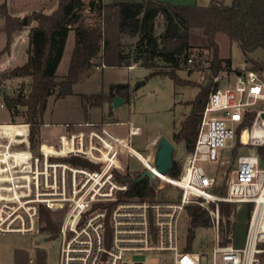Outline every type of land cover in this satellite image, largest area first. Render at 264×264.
Returning <instances> with one entry per match:
<instances>
[{"label": "built area", "instance_id": "2783aa9c", "mask_svg": "<svg viewBox=\"0 0 264 264\" xmlns=\"http://www.w3.org/2000/svg\"><path fill=\"white\" fill-rule=\"evenodd\" d=\"M24 40L23 33L17 34L13 45ZM5 54L0 73L12 66L13 56ZM11 79L5 78L3 86ZM263 101L264 78L250 68L213 91L180 174L156 171L155 154L148 156L153 168L145 169L156 172L150 185L178 188L175 196L156 194L152 199L129 195L130 183L123 179L120 154L131 145L130 121L120 122L130 125L126 138L114 134L110 122L86 121L73 124L55 142L36 146L30 142L28 122L0 123V234L52 236L41 230L45 208L61 222L54 235L61 239L59 264H203V258L206 264H264V164L258 150L264 146ZM7 124L18 129L7 133ZM236 139L248 151L237 155L227 192L219 195L213 188L224 180L232 160L224 151L233 153ZM200 162L218 163V168L208 174ZM206 200L216 201L209 209L215 238L200 251L188 249L182 216L187 205L205 206ZM220 200L253 204L241 243L235 237L221 242ZM140 255L156 261L135 258Z\"/></svg>", "mask_w": 264, "mask_h": 264}, {"label": "trees", "instance_id": "16d2710c", "mask_svg": "<svg viewBox=\"0 0 264 264\" xmlns=\"http://www.w3.org/2000/svg\"><path fill=\"white\" fill-rule=\"evenodd\" d=\"M91 14L87 21L85 10ZM0 15L5 18L1 27L7 41L0 50V56L11 51L17 34L29 29L28 58L20 64L5 68L0 73V93L11 115L16 107H25L23 116L30 124V142L39 143V133L43 124V115L49 98L56 94L65 97L74 93V85L97 68V66L123 67L134 63L150 70L149 76H170L176 86L198 85L197 95L189 101L190 110L185 114L179 127L173 131L172 138L182 143L186 151H191L196 143L198 129L210 94L220 87L215 77L228 65L230 71L240 72L239 66L232 68V60L220 55L216 35L225 33L242 48L248 68L264 74V54L257 58L258 49L264 50V0H211L207 5H179L163 0L116 1L104 0H59L51 13L34 10L23 17L9 13L6 3L0 5ZM162 18V30L158 33V19ZM35 25L30 26L32 22ZM201 29L206 47L212 49V57L204 68L205 81L198 82L182 77L178 71L192 73L200 68V62L192 57L193 30ZM70 30L75 31V45L71 53L67 72L58 79L57 69L62 60ZM191 59V62L188 60ZM225 62V64H223ZM30 78L28 90L11 96L1 88L5 78ZM131 85L127 82L112 83L109 92L81 93L86 108L101 106L121 96L130 99ZM253 117V113L251 114ZM240 148L237 142L233 157ZM264 164V146L258 148ZM232 157V158H233ZM181 161L174 159L170 174L178 176ZM143 172L126 171L123 176L128 180V194L140 198L152 199L157 190L150 185ZM219 195L227 192L226 183L213 188ZM214 208L216 201H210ZM220 210L219 234L223 244L233 240L236 233L234 202L217 201ZM253 204H250V210ZM210 208L199 203L187 205L189 215L187 248L192 249L193 239L200 227L211 226ZM42 231L54 236L61 222L54 220L49 210L43 209Z\"/></svg>", "mask_w": 264, "mask_h": 264}, {"label": "rangeland", "instance_id": "374dc122", "mask_svg": "<svg viewBox=\"0 0 264 264\" xmlns=\"http://www.w3.org/2000/svg\"><path fill=\"white\" fill-rule=\"evenodd\" d=\"M25 0H0V5L8 3L10 8L15 10L18 3ZM172 4H200L207 5L211 0H163ZM226 3H231V0H225ZM35 0H30L28 5L36 4ZM16 5V6H15ZM85 15L90 21L91 14L89 10H85ZM26 16V15H25ZM3 22V17L0 15V25ZM157 31L162 30L163 20L158 19ZM24 32V31H23ZM22 32V33H23ZM216 40L219 44L220 55L222 57L230 58L234 65L245 67L247 65L245 54L241 46L231 40L225 33L219 32L216 35ZM5 34L0 33V49L5 42ZM193 48L190 49L192 57H195L200 62V68L193 71L191 74L186 70H179L178 73L192 81L203 82L205 81L204 68L209 64L212 57V49L206 47L205 36L201 29L193 30L192 38ZM72 47L67 49V55L62 60L58 69V79L63 77L67 72L69 60L71 56ZM16 52V58L12 60V66L20 65L26 58V43L20 42L18 46L12 47L9 53ZM8 52V51H7ZM263 49H258L255 53L256 56H262ZM224 61L223 64H225ZM150 70L141 66H136L134 69L129 70L127 67H97L86 76L83 80L74 85V93L65 97H57L56 94L52 95L43 115V122L50 123V127L42 126V132L39 133V142H55L59 137V133L66 132L73 128V124L85 122L86 120L110 122L107 126L117 136L126 138L129 135V124H121L120 122L130 121L134 129L131 132L130 144L133 146L130 153L126 150L120 154V160L124 167V172L131 173L143 172L145 165L151 167L150 154H155L158 138L161 135L167 136L173 141L176 146L174 158L182 160L187 152L182 143H176L172 134L180 122L184 119L185 114L190 110L189 101L193 100L197 95L200 87L198 85L176 86L170 76H149ZM228 65H225L224 70L220 72L219 81L220 86L224 87L229 82L234 80V76L229 73ZM230 75V77H229ZM131 82L130 99L121 105L114 106L112 101H105L101 106H90L88 109L84 105L81 93L93 92H109L112 83ZM145 80V82H140ZM30 78L28 77H15L12 78L7 86H1L5 92L11 96L17 95L20 91L26 92L28 90ZM3 96V95H2ZM1 100V94H0ZM1 103V102H0ZM4 107L0 106V122H25L23 116L24 106L18 105L16 107V114L11 115L5 103ZM114 115V116H112ZM67 124L69 126L67 127ZM3 128L11 129L9 132L13 134L15 125L7 124ZM231 143V140L228 141ZM237 144V139L235 140ZM128 149V148H127ZM239 148L238 153L233 157L231 149L225 150L224 155L232 158L229 168L226 172L224 180L221 182L226 183L227 176L230 174L231 169L236 163L237 155L247 152L248 148L244 150ZM205 171L210 174L218 168V163L200 162ZM220 184V183H219ZM154 189L155 187L152 186ZM178 188L173 185H168L165 188L158 189L157 194L166 196H175ZM203 200V199H202ZM235 223L236 233L235 242L241 243L244 239L248 218L250 216V205L246 203H235ZM201 205V204H200ZM204 205L208 208L210 203L206 200ZM203 206V205H201ZM203 206V207H205ZM189 226V215L185 212L181 220V230L184 236H187ZM45 232V231H44ZM44 234L31 233V234H0V264H20L22 253L27 257H22L28 264H59V249L61 239L59 236H46L45 240H41ZM215 238V229L211 225L209 227H200L196 231L193 239V250H202V246L210 243ZM188 244V240H187ZM135 258L147 260L149 262L156 261V257L147 258L144 255ZM32 259V262L30 261ZM203 264H206V258H203Z\"/></svg>", "mask_w": 264, "mask_h": 264}, {"label": "crops", "instance_id": "0c3cea01", "mask_svg": "<svg viewBox=\"0 0 264 264\" xmlns=\"http://www.w3.org/2000/svg\"><path fill=\"white\" fill-rule=\"evenodd\" d=\"M58 1L59 0H35V2L34 3H36V4H31V5H28V3L30 2V0H25L24 2H22V3H18L17 4V6H16V8H15V10L13 9V8H10V6H9V4L8 3H6L7 4V7H8V11H9V13L10 14H12L13 16H19V17H24L25 15H27L28 13H31L32 11H34V10H38V11H44V12H46V13H51L52 11H54L55 9H56V7H57V5H58ZM106 3H112V2H116V1H139V0H104ZM226 2V1H225ZM179 5H186V4H179ZM3 17V16H2ZM5 23V18L3 17V22L1 23V25H0V33L2 34H5V40L7 41V36H6V33L3 31V30H1V27L3 26V24ZM36 24V22L34 21V22H32V24L30 25V26H33V25H35ZM23 34H24V36H25V40L24 41H22V42H25L26 43V58H25V60L23 61V63L27 60V58H28V53H27V48H28V42H29V29H26L24 32H23ZM75 40H76V37H75V31L74 30H70V32H69V34H68V37H67V41H66V46H65V50H64V54H63V57H62V60L66 57V55H67V49H68V45H69V47H72V50H73V48H74V45H75ZM6 41L4 42V44L2 45V48L5 46V44H6ZM20 43V42H19ZM18 43V44H19ZM18 44L17 45H12V47H16V46H18ZM1 48V49H2ZM0 49V50H1ZM72 50H71V53H72ZM5 53H8V54H10V55H12L13 56V61H14V59L16 58V52L14 51L12 54L11 53H9V52H4L1 56H0V62L3 60V59H5L6 58V56H7V54H5ZM263 56V55H262ZM262 56H256L258 59L259 58H262ZM71 57V56H70ZM222 57V56H221ZM224 58V57H223ZM62 60H61V62H60V64L62 63ZM70 61V60H69ZM247 62V61H246ZM60 64H59V66H58V69H59V67H60ZM135 64V67L136 66H140L139 64H137V63H134ZM232 68H236V67H238V66H236V65H234L233 64V62H232ZM123 67H127V66H123ZM141 67H143V66H141ZM240 67V66H239ZM249 67V65H248V63H247V65L245 66V67H240V68H248ZM144 68V67H143ZM58 69H57V75H59L58 74ZM127 69L129 70V73L131 72V70L127 67ZM134 69V68H133ZM230 74H232L233 76H234V78H235V74H236V72L235 71H230L229 72ZM59 77V76H58ZM229 77H230V75H229ZM263 78H264V74H263ZM140 82L142 83V81L140 80ZM127 83H130V85H131V82H130V79L127 81ZM1 94V93H0ZM0 106L1 107H4V102H3V96H2V94H1V100H0ZM263 103H264V101H263ZM112 116H114V115H112ZM86 121H91V120H86ZM85 121V122H86ZM0 123H3V122H0ZM46 126V127H50V123H48V122H43V124L41 125V129H40V133L42 132V126ZM5 129V131L7 132V133H10L9 131L11 130V129H6V128H4ZM63 132H61V133H59V135H61ZM58 135V136H59ZM58 139V138H57ZM56 139V140H57ZM133 146L132 145H128L127 146V148H128V150L130 151V149L132 148ZM41 240L43 241V238H41ZM22 255L23 256H21V259H20V264H28L27 262H26V260L24 261V259H25V257H27V255L24 253H22ZM22 257H24V259L22 258ZM30 261L32 262V259H30Z\"/></svg>", "mask_w": 264, "mask_h": 264}, {"label": "water", "instance_id": "95a60500", "mask_svg": "<svg viewBox=\"0 0 264 264\" xmlns=\"http://www.w3.org/2000/svg\"><path fill=\"white\" fill-rule=\"evenodd\" d=\"M26 22V16L23 17ZM145 82V80H142ZM126 100L121 96H115L113 98V105L118 106L124 103ZM176 146L171 139L165 135H161L158 138L156 151L154 155V161L156 166V171L163 174H170L171 168L174 164V154ZM156 172L145 169L142 173V177H148L150 180L155 177Z\"/></svg>", "mask_w": 264, "mask_h": 264}, {"label": "bare ground", "instance_id": "6f19581e", "mask_svg": "<svg viewBox=\"0 0 264 264\" xmlns=\"http://www.w3.org/2000/svg\"><path fill=\"white\" fill-rule=\"evenodd\" d=\"M247 135H248V132L247 131H245L244 132V138H246L247 137ZM150 168H153V166L151 165V167ZM160 175V174H159ZM263 198H264V196H263Z\"/></svg>", "mask_w": 264, "mask_h": 264}]
</instances>
